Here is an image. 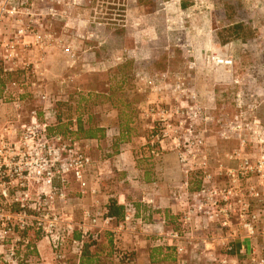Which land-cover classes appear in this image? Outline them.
I'll return each instance as SVG.
<instances>
[{
	"label": "rangeland",
	"instance_id": "1",
	"mask_svg": "<svg viewBox=\"0 0 264 264\" xmlns=\"http://www.w3.org/2000/svg\"><path fill=\"white\" fill-rule=\"evenodd\" d=\"M22 2L31 6L28 13L19 16L22 29L27 30L29 36L38 32L42 37L47 36V40L43 48L31 47L23 54L25 61L36 66L31 84L22 87L20 73L13 77L21 87V100L22 88L24 90L23 104L17 113L19 120L27 122L32 112L40 114L42 104L38 95L45 93L59 102L55 106V118L59 114L60 124L57 125L54 118L42 120L51 133L66 136L71 118L95 116L102 110L110 113L112 106L121 112L122 126L127 127L124 132L129 140L145 137L142 115L149 98L168 97L173 104L170 102L175 97L172 86L182 83L183 88L195 96L189 105L196 106L197 117L190 124L203 141L206 157L205 170H194L187 176L190 192L201 187L203 171L214 176L219 164L224 168L228 166L227 154L238 150L239 140L245 136L231 131L235 116L239 117L241 129L245 120L256 119L264 125V0H141L140 4L136 0ZM181 2L185 9L181 8ZM232 6L236 7L235 11ZM235 22L246 26L247 31L241 34L246 36L247 43L229 39L220 43L216 36L221 41L226 40V30ZM0 27L6 33L17 28L12 22ZM135 48L139 53L149 54L148 61L135 64L140 71L136 74L132 59L127 58ZM215 58L231 60V66L220 67ZM161 78L167 85L165 89L146 88V80ZM105 93V98L100 97ZM68 99L71 103L64 104ZM180 99L185 100L181 95ZM2 110L0 124L15 120L9 107ZM105 149L108 147L101 151L106 157L110 156ZM134 157L147 156L138 152ZM170 177L179 184L184 176L175 170ZM117 184V177L108 178L104 181V191L118 189ZM74 201L72 198V205ZM79 215L77 206L73 219L77 221ZM169 218L165 227L179 229L177 219ZM156 223L143 216L139 224L132 223L130 230L120 238L121 246L132 256V261L126 264H217L212 260L225 254L217 240L220 233L210 228L194 233L192 239L183 244L181 255L172 250L162 251L161 256L157 251L150 253L156 249L151 245L154 236L151 228ZM2 252L0 249V254ZM19 254L22 256V250ZM150 256L155 262H150ZM86 258L89 261L83 264H120L109 252L106 235L89 248ZM0 264H7L1 256ZM228 264L248 263L239 258L236 263Z\"/></svg>",
	"mask_w": 264,
	"mask_h": 264
},
{
	"label": "built area",
	"instance_id": "2",
	"mask_svg": "<svg viewBox=\"0 0 264 264\" xmlns=\"http://www.w3.org/2000/svg\"><path fill=\"white\" fill-rule=\"evenodd\" d=\"M29 7L22 0H0V26L8 22L17 26L11 33L0 27V65L5 74H22V87L36 76L35 64L25 61L23 54L31 47L43 48L47 40L38 32L29 36L22 29L19 16L28 13ZM215 61L220 67L232 63ZM163 79L146 80V88L165 89ZM20 85L7 83L0 99V105L11 106L15 114V120L0 124V256L7 264H39L27 256L33 242L39 240L46 243L55 264H80L86 243L97 244L106 234L116 241L141 218L136 219L132 206L124 204L121 221L110 217L104 207L82 209L79 219H73L71 194L77 191L80 199L87 195L86 177L95 163L87 141L75 139L72 128L66 136L49 132L44 121L55 118L58 100L45 93L38 95L40 114L32 112L27 122L19 120L17 113L24 100L23 88L22 100L19 97ZM183 87L182 83L172 86L173 104L161 96L147 102L142 115L146 156L157 163L164 155H174L184 176L172 192L179 206L172 217L179 229L155 233L151 245L181 255L183 244L194 233L210 228L220 233L217 240L225 253L213 259L214 263H236L241 258L244 263L264 264L263 254L256 248L258 239L264 244V125L256 119L245 120L241 129L235 116L231 131L245 136L239 140L238 150L227 154L228 166L219 164L214 176L203 171L201 187L190 192L187 176L205 170L206 157L203 141L190 124L197 117L196 106L189 105L195 96ZM144 202L153 205L150 200Z\"/></svg>",
	"mask_w": 264,
	"mask_h": 264
},
{
	"label": "crops",
	"instance_id": "3",
	"mask_svg": "<svg viewBox=\"0 0 264 264\" xmlns=\"http://www.w3.org/2000/svg\"><path fill=\"white\" fill-rule=\"evenodd\" d=\"M175 11L176 9L174 13ZM148 55L146 51L139 53L135 48L130 51L127 58L130 57L133 63L136 64L138 61H148ZM119 59L116 58V60ZM106 96L107 93L101 94L100 97L105 98ZM149 100L155 101L156 98L154 96L149 98ZM5 106L12 111L11 106L0 105V117L4 113L2 108ZM110 109L112 110L110 113L109 110H102L94 116L95 126L103 131V136H99L96 139H82L87 141L85 144L95 163L93 169L86 177L87 195L80 199V195L76 191L72 197L75 200L74 204L69 209L74 211L79 206L81 212L82 209L107 208L110 203H115L122 208L124 204H130L135 208L136 219L139 220L141 218L142 220V217L145 216L152 218L153 222L157 221L151 228L153 235L159 231L169 230L165 227L167 221L174 212L179 210V206L175 204L172 198V192L177 182L176 180L172 181L174 178L170 177L175 170L178 173L175 156L172 154L164 155L159 162L150 165L145 164L142 158L134 157L138 152L146 154L143 147L144 137L141 135L136 137V139L131 137L129 140L125 135L124 126H122L121 112L112 106ZM54 120L57 125L60 124L57 116ZM92 120L91 115L71 118L70 128L73 130L72 136L76 137V121H79L83 128H88ZM103 145L108 147V150L105 149V153L110 152V156L106 157L104 152L101 151L105 147ZM113 176L118 179V189L104 191V181ZM90 191L94 192L93 196L90 195ZM144 200L152 201L153 205L146 206ZM121 219L118 221H121ZM133 234L137 235L135 232ZM256 248L257 251L262 252L264 258L262 240L257 243ZM31 249L28 250L27 256L33 261L37 260L39 264H55L52 254L44 241H34Z\"/></svg>",
	"mask_w": 264,
	"mask_h": 264
},
{
	"label": "trees",
	"instance_id": "4",
	"mask_svg": "<svg viewBox=\"0 0 264 264\" xmlns=\"http://www.w3.org/2000/svg\"><path fill=\"white\" fill-rule=\"evenodd\" d=\"M140 1L141 0H136V2L138 4H140ZM185 7H186L185 4H183L181 2V8L182 9H185ZM235 8L236 7L232 6V8H231L232 11H235ZM228 17H230L229 14H228ZM242 31H243V33H244V31H247L246 26H244L241 22H235L234 24H232V26H230L226 30V32L228 33V38L226 40H222L221 41V38H219L218 35L216 37H217V40L220 43H225L226 41H228V39L231 40V41L240 40L242 43H247L246 36H244L243 34H241ZM133 66H134V68L136 67V65L134 63H133ZM134 70H136L135 72H133L134 74L140 72L138 68L137 69L136 68L133 69V71ZM18 75L20 76L19 73H14V74H5V73H3V69H2V67L0 65V99L3 96V92H4L5 85L7 83H9V82H14L13 81V77L14 76H18ZM133 76L136 77V75H133ZM58 103L59 102L56 103V106L58 105ZM63 103L64 104H69L70 101L68 99V100H66ZM57 118H58V121H60L59 114H57ZM91 118L93 120H92L91 123L88 122V123H90L89 126H88V128H83L82 124L79 121H76L77 131H76V137H74L75 139H77V140H82V139H96L99 136L100 137L103 136V131L95 126V124H96L95 117L94 116H91ZM90 121H91V119H90ZM124 129H127V127L125 126ZM49 132H51V131L49 130ZM125 133H126V131H125ZM142 159L144 160L145 164H147V165H150L151 164V162L149 161V158L148 157H144ZM132 208H133V211H135L134 206H132ZM107 211H108V215L110 217H113L116 220H120L122 218L124 212H125V208L124 207L122 208V207L116 205L115 203H110V205L107 207ZM167 222H169V221H167ZM106 236L108 237L109 252L112 254V257L114 258V260H116L120 264H126V263L132 261V258H131L132 256H130L131 253H127L123 249V247L121 246V239H117L115 241L114 238L110 234H106ZM92 246H93V244H90V243L89 244L86 243L84 245L83 251H82V254H81V258H80V264H83V263H86L87 261H89L88 258H86V256H87V251ZM166 250H168V249L156 248V249H152L150 251V253H155V251H157L158 255L161 256L162 251L163 252H166ZM165 258L166 257H164V259ZM162 259H163V257H162ZM150 262H155L154 259L152 258V256H150Z\"/></svg>",
	"mask_w": 264,
	"mask_h": 264
}]
</instances>
